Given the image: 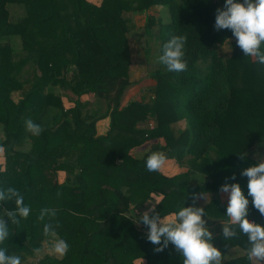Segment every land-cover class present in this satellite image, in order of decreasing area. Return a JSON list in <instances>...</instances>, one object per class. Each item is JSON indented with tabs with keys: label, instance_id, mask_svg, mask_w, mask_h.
<instances>
[{
	"label": "trees",
	"instance_id": "obj_1",
	"mask_svg": "<svg viewBox=\"0 0 264 264\" xmlns=\"http://www.w3.org/2000/svg\"><path fill=\"white\" fill-rule=\"evenodd\" d=\"M225 2L0 0V124L5 136L0 142L5 154L0 187H15L31 207L19 225L8 222L11 234L0 247L9 255L19 256L21 264H183L174 245L155 252L158 246L147 240L149 229L139 221L140 213L154 203L161 217H168L181 206H192L194 193H203L209 201L204 206L202 199L196 202L205 210L202 218L230 222L219 191L226 178L239 183L249 199L247 219L264 226V216L247 195L248 178L241 175L256 163L249 150L264 142V64L245 56L231 30L215 29L216 10ZM9 3L24 6L26 16L12 22ZM155 6L168 14L167 21H158L159 55L173 36L184 35L187 69L169 72L159 61L150 74L149 101L123 106L133 85L126 15ZM156 24L148 17V34ZM16 37L25 58L17 59ZM230 39H235L232 56L225 58L217 46ZM30 62L36 65L35 79L23 82L19 76ZM59 87L77 97L75 107L65 108L55 91ZM89 94L107 104L100 117L84 113L80 98ZM107 117L110 130L99 135L97 122ZM29 119L43 128L40 135L26 129ZM148 119L157 123L153 130L137 127ZM181 124L186 127L178 131ZM153 139L165 144L142 159L133 156L135 148ZM156 151L189 170L174 177L149 172L146 159ZM198 174L203 180L192 182ZM5 206L14 208L12 202ZM44 208L54 209L55 217L39 221ZM46 222L55 226L69 250L62 259L45 255L33 263V249L41 250L47 239ZM229 227L236 231L230 239L212 232L215 247L222 255L236 246L247 254L225 264H252L247 236L238 225L231 222Z\"/></svg>",
	"mask_w": 264,
	"mask_h": 264
},
{
	"label": "clouds",
	"instance_id": "obj_2",
	"mask_svg": "<svg viewBox=\"0 0 264 264\" xmlns=\"http://www.w3.org/2000/svg\"><path fill=\"white\" fill-rule=\"evenodd\" d=\"M215 29L231 30L236 38L237 46L245 56L256 57L264 64V0H243L242 3L234 0H226L223 8L216 10ZM228 41V40H225ZM187 37L184 35L173 36L163 45L160 63L167 67L169 72H182L187 69L185 60V45ZM26 129L33 135H40L43 128L32 120L25 121ZM0 151H3L0 148ZM246 155V154H245ZM244 159V156H240ZM166 162V156L162 152H152L146 159V168L149 172L158 171ZM241 175L248 178V197H251L252 206L264 216V156H256V163L244 170ZM226 182L219 191L228 197L227 216L233 224L238 225L240 231L248 238L250 248L248 258H256L264 261V226L250 222L249 199L243 194L239 183ZM230 179L235 180L233 175ZM203 193H194L192 206H181L173 215L175 220L161 217L156 211V206L150 207L141 216L139 221L149 229L147 240L157 245L154 250L163 252L169 244L174 245L177 252L183 257V264H222L223 256L214 247L213 233L207 226L206 216L202 207L196 206L199 199H204ZM9 202L14 208L9 209L5 205ZM31 213V207L24 202L23 194L15 187H0V245H3L10 237L9 221L13 225H19L21 219H26ZM54 209L41 210L38 220L44 221L45 217L54 218ZM7 218V219H5ZM223 236L227 239L236 236L233 228L224 226ZM43 235L50 244V250L59 256H64L69 250L68 243L58 237L55 226L51 222L43 225ZM39 248L33 252L39 253ZM0 264H21V258L17 255H9L6 247H0Z\"/></svg>",
	"mask_w": 264,
	"mask_h": 264
},
{
	"label": "rangeland",
	"instance_id": "obj_3",
	"mask_svg": "<svg viewBox=\"0 0 264 264\" xmlns=\"http://www.w3.org/2000/svg\"><path fill=\"white\" fill-rule=\"evenodd\" d=\"M89 1L97 5H100L102 2V0H89ZM7 7L9 9L10 20L12 22H18L24 16H26L25 8L21 4L9 3ZM126 17H128L130 21L129 23H130V28H131V32L129 35L130 48H131V54H132V59H133V63L131 67V79L132 81H134L133 87L136 89V92L134 93L128 92L126 94L125 98L122 101L123 106L127 105L128 103L132 101H141V100L149 101L148 99L149 95L146 92L147 91L149 92L150 88L152 87L151 86L152 81H151L150 74L153 71H155L159 66V57H160L159 50H158L159 49V39L157 38L158 28H159L158 21L159 20L167 21L168 14L165 8L161 6H155L151 8L150 10H148L147 12H137V11L130 12L126 15ZM148 17H152L155 23H157L156 26L153 27L151 34L147 33V28H146ZM233 40L235 39L228 40L223 46H217L218 51H220L222 56H224L225 58H229L232 56ZM13 48L17 53V59L25 58L28 56L27 54L22 53V41L19 37H16L13 39ZM35 71H36L35 63L30 62L29 64H27V66L24 68V70L20 74L19 79L23 82L32 81L35 79ZM142 88L144 90H142ZM55 91L57 94L61 96L66 109H70L76 106L75 101L77 97L73 95L69 89L64 88V87H59ZM14 97H15V100H18L20 97V93H16ZM80 100L85 107L84 113L97 114V117H100L107 110V104H105V102L103 101L102 102L99 101L93 94L84 95L80 98ZM109 119L110 118L107 117L104 119H100L97 122V131L99 135H105L110 130V120ZM156 126H157V123L153 119H148V120L139 122L137 125V127L141 130H153ZM185 127H186L185 124H181L178 127V131L185 129ZM4 139H5V136L3 132V126L0 124V142H3ZM159 140L161 139H153L151 141L144 143L143 145L147 144V146H150L152 149V150L150 149V151H153L155 147L158 145V144L156 145V141H159ZM164 143H165V140H164ZM28 147H29L28 145L25 146V149H28ZM248 154L255 160H256L257 154L259 156H264V142L262 143L257 142L249 150ZM4 155H5L4 150L0 151V163L2 164L5 162ZM166 161L174 162V164L172 163L165 164V165H169L167 166L168 169L170 168L172 169L171 174L176 172V167H175L176 165L179 166L181 170H183V172L181 173L187 172L189 170L188 167L178 164L175 159H166ZM65 178H66V174L64 172H61L60 173L61 181H64ZM202 180H203V176L198 174L195 177H193L192 182L197 183ZM156 199H158L157 196L155 197V200ZM200 204L203 205L204 203H201L200 201ZM147 210H148L147 208H144L140 214L142 215ZM45 255H48V256H51L57 259L63 258V256H59L50 250V244L47 242V239L43 242V247L41 251L39 253H36L35 258L31 262L37 263Z\"/></svg>",
	"mask_w": 264,
	"mask_h": 264
},
{
	"label": "crops",
	"instance_id": "obj_4",
	"mask_svg": "<svg viewBox=\"0 0 264 264\" xmlns=\"http://www.w3.org/2000/svg\"><path fill=\"white\" fill-rule=\"evenodd\" d=\"M132 80V79H131ZM132 82H134V81H132ZM134 86V84L129 88L130 89V91H129V89L126 91V93H125V95H124V98H125V96H126V94L128 93V92H130V93H134V92H136V89L133 87ZM133 87V88H132ZM142 90H144L143 88H142ZM137 91H138V89H137ZM110 120V119H109ZM157 144H160V145H164L165 143H164V140H159V141H156V145ZM150 149H151V147L150 146H147V144H145V145H143L142 147H138V148H136L132 153H133V155H134V157L135 158H137V159H142V158H144L149 152H151L150 151ZM152 150V149H151ZM167 163H172V164H174V162L173 161H166L165 162V164H167ZM163 165L159 170H160V172L162 173V174H164L165 176H169V177H172V176H175V175H178V174H180L181 172H183V170H181L180 168H179V166H175L176 167V172L175 173H173V174H171L172 172V169L170 168V169H168L167 168V166H169V165ZM166 167V169H168V170H166L165 169V167ZM179 168V169H178ZM158 199H156V201H159V197H157ZM222 199H223V201L227 204V206H228V197H227V195L226 194H222ZM201 201V203H204L203 205H205L208 201H209V198L208 197H205L204 199H202V200H200ZM152 205H154V203H150L149 205H147V209H149L150 207H152ZM202 205V206H203ZM170 221L171 220H173V219H176L175 218V216L172 214V215H170V216H168L167 217ZM203 219H205L206 221H207V225H208V227L210 228V230L213 232V233H223V231H222V229H223V227L224 226H228L229 227V225H230V223H231V221L230 222H214V221H212V220H209V219H206V218H203ZM213 243V242H212ZM213 245H214V243H213ZM214 247H215V245H214ZM219 250V249H218ZM220 251V250H219ZM247 254V251L245 250V249H243L242 247H240V246H237V247H234V248H230L229 250H227L226 252H225V254H223L222 256H223V259H222V264H225L226 262H228L229 260H231V259H235V258H239V257H242V256H245ZM251 261H252V264H264V261H262V262H259L256 258H252L251 259Z\"/></svg>",
	"mask_w": 264,
	"mask_h": 264
}]
</instances>
